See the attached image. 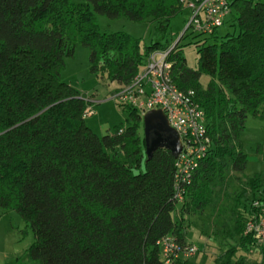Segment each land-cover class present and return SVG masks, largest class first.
Instances as JSON below:
<instances>
[{
  "label": "trees",
  "instance_id": "16d2710c",
  "mask_svg": "<svg viewBox=\"0 0 264 264\" xmlns=\"http://www.w3.org/2000/svg\"><path fill=\"white\" fill-rule=\"evenodd\" d=\"M229 6L235 31L217 44H206L215 34L204 38L197 69L177 43L169 53L172 79L194 91L211 140L178 203L175 158L157 149L146 160L135 109L119 103L126 125L98 136L85 123L86 96L61 71L81 45L89 49L90 71L122 89L149 52L168 46L100 32L95 15L147 21L158 35L183 8L179 0H0V208L16 212L32 232L27 264H164L157 242L167 235L183 242L184 216L224 195L228 171L243 172L245 119L264 120V0ZM202 74L209 76L205 87ZM259 176L247 184L253 199L264 201ZM236 194L229 237L237 244L212 264H245L237 247H257L260 258L251 264H264V245L244 234L256 214L253 199Z\"/></svg>",
  "mask_w": 264,
  "mask_h": 264
},
{
  "label": "rangeland",
  "instance_id": "374dc122",
  "mask_svg": "<svg viewBox=\"0 0 264 264\" xmlns=\"http://www.w3.org/2000/svg\"><path fill=\"white\" fill-rule=\"evenodd\" d=\"M228 18L221 27L217 28L215 39L188 29L189 11L185 8L170 19L165 29L159 26L162 33L158 35L155 34L156 28L153 23L131 21L123 16L109 19L104 15L96 14L95 23L100 32H123L139 39L140 46L158 42L159 47L168 46L172 49L177 43L187 66L197 69L198 48L202 40L209 38L206 44H217L225 32L235 31ZM89 67V49L77 45L73 54L65 58L61 76L63 81L86 96L85 123L95 134L102 136L120 124L126 125L125 113L119 106L120 102L117 99L119 90L116 89V84L108 80L106 73L91 72ZM208 80L209 76L202 74L199 83L205 87ZM139 134L143 136L142 128ZM239 140L247 156L243 172L228 171L225 193H222L224 195L217 196L213 205L206 206L201 211H191L184 216L183 242L191 243L198 249L186 264H212L215 258L230 246H236V237H229L234 197L238 193L243 196L241 198L243 202L253 199L247 179L254 173L260 174L259 191L264 192V120L247 116ZM178 207L179 205L177 209ZM174 216L178 217V210L175 211ZM32 241V232L20 216L14 211L4 212L0 208V264H27L24 255ZM236 249L235 255L242 257L245 264L254 263L260 258L257 247Z\"/></svg>",
  "mask_w": 264,
  "mask_h": 264
},
{
  "label": "built area",
  "instance_id": "2783aa9c",
  "mask_svg": "<svg viewBox=\"0 0 264 264\" xmlns=\"http://www.w3.org/2000/svg\"><path fill=\"white\" fill-rule=\"evenodd\" d=\"M189 11L188 29L210 36L215 34L230 14V0H179ZM171 48L154 49L147 54L142 69L130 83L119 90L117 99L130 105L140 115L160 109L168 124L178 134L181 150L174 164L175 197L178 203L192 180L200 161L211 145L202 108L194 100V91L179 89L172 79ZM255 216L246 222L244 234H253L256 245H264V201L253 199ZM164 264H186L198 251L195 245L179 242L174 235L157 242Z\"/></svg>",
  "mask_w": 264,
  "mask_h": 264
},
{
  "label": "water",
  "instance_id": "95a60500",
  "mask_svg": "<svg viewBox=\"0 0 264 264\" xmlns=\"http://www.w3.org/2000/svg\"><path fill=\"white\" fill-rule=\"evenodd\" d=\"M141 119L146 160H149L157 149H166L176 158L181 150L180 139L177 132L169 126L163 111L149 110Z\"/></svg>",
  "mask_w": 264,
  "mask_h": 264
}]
</instances>
